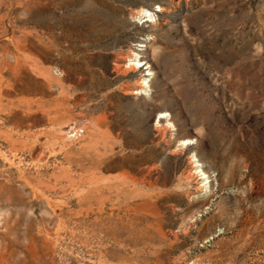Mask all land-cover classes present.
Masks as SVG:
<instances>
[{
    "label": "rangeland",
    "instance_id": "1",
    "mask_svg": "<svg viewBox=\"0 0 264 264\" xmlns=\"http://www.w3.org/2000/svg\"><path fill=\"white\" fill-rule=\"evenodd\" d=\"M0 264H264V0H0Z\"/></svg>",
    "mask_w": 264,
    "mask_h": 264
},
{
    "label": "bare ground",
    "instance_id": "2",
    "mask_svg": "<svg viewBox=\"0 0 264 264\" xmlns=\"http://www.w3.org/2000/svg\"><path fill=\"white\" fill-rule=\"evenodd\" d=\"M148 62H145L144 59L143 60H139L138 61V66H142V65H146ZM147 84L143 82V87L146 86Z\"/></svg>",
    "mask_w": 264,
    "mask_h": 264
},
{
    "label": "built area",
    "instance_id": "3",
    "mask_svg": "<svg viewBox=\"0 0 264 264\" xmlns=\"http://www.w3.org/2000/svg\"><path fill=\"white\" fill-rule=\"evenodd\" d=\"M79 135H80L79 133H75V134L73 135V137L76 138V137H78Z\"/></svg>",
    "mask_w": 264,
    "mask_h": 264
}]
</instances>
